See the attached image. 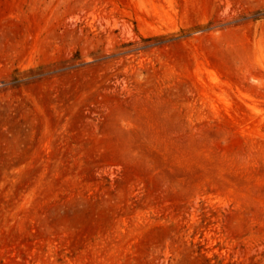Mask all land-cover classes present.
Wrapping results in <instances>:
<instances>
[{"label": "rangeland", "instance_id": "obj_1", "mask_svg": "<svg viewBox=\"0 0 264 264\" xmlns=\"http://www.w3.org/2000/svg\"><path fill=\"white\" fill-rule=\"evenodd\" d=\"M0 264H264V0H0Z\"/></svg>", "mask_w": 264, "mask_h": 264}]
</instances>
